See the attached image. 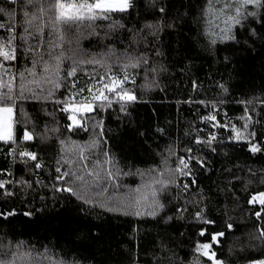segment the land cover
<instances>
[{
	"label": "trees",
	"instance_id": "1",
	"mask_svg": "<svg viewBox=\"0 0 264 264\" xmlns=\"http://www.w3.org/2000/svg\"><path fill=\"white\" fill-rule=\"evenodd\" d=\"M45 5L48 0H43ZM65 3L75 0H63ZM161 3L166 0H160ZM169 3L168 19H175V29H165L163 33V57H154L162 63L166 71L159 75L158 86L142 89L140 81L142 73L137 77L135 93L138 100L127 105L126 111L121 112L119 104L105 110H99L102 125L95 130L89 124L88 130H78L68 133L63 127L61 117L64 114L57 110L53 103L36 100L19 102L13 110L14 136L18 142L25 130L35 133L32 141L21 142L29 150L37 152L44 162V169L40 172L43 186L37 185L35 191L23 194L22 199L14 201L18 215L7 221L0 219V237L10 238L12 241L22 240L26 245L39 251L45 248L51 250L56 256L65 261L76 260L79 264H152V253L163 255L160 245L163 243L171 252L175 253V264H191L199 258L194 252V243L203 238L193 234L195 212L202 208L205 219L215 221L214 224L204 225L206 228L222 230L225 235L218 237L212 251L216 253L219 264H249V261L264 258L258 236L257 225L261 223L253 214V206L247 203L250 194L261 188L264 180V151L253 154L247 146H235L227 140L223 129L219 130V137L224 143L216 145L217 152L205 150L210 161L207 169H197L196 185H192L188 193L183 194L179 200L173 199L175 190L167 196L166 214L173 217L164 222L154 218L137 217L131 213L108 211L99 204L85 205L82 201L71 197L68 193L57 192L50 177L55 175L56 160L60 159L62 168L69 166L64 163L61 154L76 157V149L85 147L90 137L98 139L100 146L93 149V155L86 161L88 169L92 170L95 161H103V151L112 154L117 165L128 171L140 169L145 172L144 179L138 175L121 177V187L118 189L109 186L105 196L127 197L139 195L145 191V184L150 179L147 174L149 168H156L161 163V153L170 143L175 145L180 154L189 144L190 138L187 130L193 126L203 128L204 131L193 133L207 136L210 130L207 125L201 124L198 114H206L207 109L200 103H177L185 101L191 96L195 101L205 100L209 103L223 99L218 108V119L223 122L225 113L232 119V123L242 126L243 121L238 119L244 111L245 105L238 101L247 100L256 95H264V41L253 39L246 42L245 35H238L239 42H218L215 46L208 45L201 28L194 22L197 7L202 6L205 0H167ZM143 9L144 0H138ZM7 0H0V6H5ZM186 9L188 15L184 16ZM151 13L141 11L138 18L133 10L130 16L123 20L126 27L123 31L128 37V28L135 25L139 28L145 20H154ZM105 26L109 21H102ZM258 27V26H257ZM103 35V29H99ZM240 33V29H236ZM264 31V30H262ZM75 32V29H73ZM121 32L117 31L115 37L101 43L95 37L81 40L82 48L88 55L106 50V44H114L117 49H123L120 43ZM74 46V45H73ZM67 48L65 42L62 45ZM43 50L47 52L48 38H44ZM60 49H56L59 51ZM227 57V59H226ZM70 61H65V64ZM63 67V66H62ZM99 75L105 72L104 68L94 65H83L76 77L79 87H86L90 81L85 71ZM114 66V71H115ZM66 75V73H64ZM196 81L197 89L194 91L192 82ZM217 82L226 83L228 92L223 93ZM18 90V80H17ZM68 87L61 88V93L67 94ZM131 87V85H128ZM79 99V97H75ZM251 107V106H249ZM253 120H259L253 130L264 131V108L257 106L256 111L249 113ZM96 112L87 114L95 117ZM66 119V117H65ZM55 121H60L55 124ZM48 128L58 127L59 133L48 132V139L42 140L41 134ZM160 129L163 132L159 131ZM103 131V135H99ZM95 131L96 135L93 136ZM67 137L68 143L62 147L56 138ZM106 141V142H105ZM264 143V136L260 137ZM0 141V149L6 148ZM192 147H197L192 144ZM89 150L85 147V154ZM225 152L227 153L225 155ZM175 157H173V160ZM0 167H8L2 151H0ZM24 165L17 166V174ZM102 168L108 165L101 164ZM28 173L25 176L28 177ZM235 177V179H233ZM34 179L33 177H29ZM139 189L137 193L135 190ZM204 199L199 200L200 190ZM43 197V199H41ZM11 199V198H9ZM27 201V203H24ZM12 205L9 204V207ZM190 209L182 215L176 212L177 207ZM259 210V206H255ZM31 210L33 215L26 217L24 211ZM203 224V221H197ZM228 223L232 228L227 227ZM251 244L257 247H251ZM170 254V253H167ZM211 264V262H208Z\"/></svg>",
	"mask_w": 264,
	"mask_h": 264
},
{
	"label": "snow or ice",
	"instance_id": "2",
	"mask_svg": "<svg viewBox=\"0 0 264 264\" xmlns=\"http://www.w3.org/2000/svg\"><path fill=\"white\" fill-rule=\"evenodd\" d=\"M135 10L137 17L141 11L151 13L154 20H145L137 28L135 25L128 28V37L123 31L126 27L123 22L126 16H130ZM169 3L160 0H144L141 9L138 0H75L65 3L63 0H7L5 6H0V141L6 148L2 151L8 167H0V219L7 221L18 215V209L14 201L22 199L23 194L35 191L37 185L43 186L40 172L44 169V162L37 152L29 150L21 142L32 141L35 133L27 130L18 142L14 136V128L11 122L14 107L21 101L29 99L37 102H51L57 110L64 114L61 117L63 127L68 133L77 132L80 129L88 130L89 124L93 130L102 125L99 110H105L119 104L120 111H126L127 105L138 100L135 93L137 77L142 75L140 87L150 89L158 86L159 75L166 71L165 66L154 57H163V33L165 29H175V19H168ZM184 16L188 15L186 9ZM194 22L201 28L208 45L215 46L218 42L236 41L238 35H245L248 40L258 39L264 41V0H205L202 6L197 7ZM102 21H109L105 26ZM258 26V27H257ZM75 29V32H73ZM99 29H103L101 35ZM236 29H240L238 34ZM119 31V41L124 45L123 49H117L114 44H106V50L88 55L81 46V40L95 37L101 43L115 37ZM48 38L49 50H43L44 38ZM67 42L65 49L62 45ZM74 45V46H73ZM56 49H60L56 51ZM227 59V57H226ZM65 61L70 63L65 64ZM83 65H94L105 69L99 75L85 71L90 81L86 87H79L76 81L78 72ZM63 66V67H62ZM115 66V71H114ZM66 73V75H64ZM18 80V90H17ZM67 94L61 93V88L68 87ZM131 85V87H128ZM217 86L223 93L228 92L226 83L217 82ZM193 90L198 87L197 82H192ZM75 97H79L76 99ZM200 103L207 109L206 114L199 115L201 124L210 129L207 136L193 133L204 131L203 128L193 126L187 130L190 142L180 154L178 148L169 144L164 153H161V163L156 168H149L147 174L150 179L145 184V191L139 195L127 197L105 196L109 186L121 187L120 178L138 175L144 179L145 172L140 169L123 171L115 162L109 151H103L104 160L95 161L94 168L88 169L86 161L92 156L93 149L100 146V141L90 137L86 144L89 150L85 154V147L76 149V157L61 154L64 163L69 167L62 168L60 159L56 160L55 175L50 177L53 187L57 192L68 193L71 197L82 201L85 205H97L108 211L124 212L137 217L147 216L164 222L173 219L166 214L168 195L173 193V199L188 193L192 185L197 184L195 179L197 169H207L210 161L207 155L201 153L205 150L211 153L217 152L216 145L224 143L219 137V130L223 129L227 140L233 147L247 146L253 153L264 151V143L260 137L264 131L253 130L254 125H259V120H253L250 112L256 111L257 106L264 108V95L252 96L247 100L238 101L245 105L244 111L238 119L243 121L242 126L232 123V119L225 113V119L221 122L218 108L223 103L219 101L201 100L195 101L191 96L185 101L177 103ZM251 106V107H249ZM96 112L95 117L87 114ZM66 117V119H65ZM59 124L60 121H55ZM41 134L42 140H47L48 132L59 133L58 127L48 128ZM159 131L163 132L162 129ZM95 131L93 136H95ZM99 135H103V131ZM61 146L68 143V138L56 137ZM106 142V141H105ZM195 144L197 147H192ZM227 153L225 152V155ZM173 157L175 159L173 160ZM24 165L17 174L18 165ZM101 164L108 165L102 168ZM28 173V177L25 176ZM29 177H33L29 178ZM235 179V177H233ZM137 193L139 189L135 190ZM203 190H200L199 200H203ZM11 198V199H9ZM43 199V197H41ZM27 203V201H24ZM253 206V214L261 221L257 225L258 236H252V240L259 239L261 251L264 252V180L261 188L250 194L247 200ZM9 204L12 206L9 207ZM259 205V210L255 206ZM190 211L181 207L176 208L184 219L183 212ZM26 217L33 215L31 210L23 212ZM203 221V224L197 223ZM193 234L203 238L194 243V252L198 257L191 264H219L216 253L212 251L213 245L218 242V237L225 233L216 228H206L204 225L214 224L215 221L205 219L204 210L199 208L195 212ZM227 227L233 226L228 223ZM251 247H257L251 244ZM161 253L153 252L152 264H175V253L171 252L163 243L160 245ZM170 253V254H167ZM0 264H79L78 261H65L59 259L55 253L45 248L39 251L26 245L22 240L12 241L10 238L0 237ZM133 264H139L134 260ZM249 264H264V258L252 259Z\"/></svg>",
	"mask_w": 264,
	"mask_h": 264
},
{
	"label": "rangeland",
	"instance_id": "3",
	"mask_svg": "<svg viewBox=\"0 0 264 264\" xmlns=\"http://www.w3.org/2000/svg\"><path fill=\"white\" fill-rule=\"evenodd\" d=\"M11 122H12V124H13V113H12V118H11Z\"/></svg>",
	"mask_w": 264,
	"mask_h": 264
},
{
	"label": "water",
	"instance_id": "4",
	"mask_svg": "<svg viewBox=\"0 0 264 264\" xmlns=\"http://www.w3.org/2000/svg\"><path fill=\"white\" fill-rule=\"evenodd\" d=\"M257 206H259V205H257Z\"/></svg>",
	"mask_w": 264,
	"mask_h": 264
}]
</instances>
